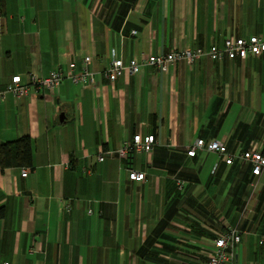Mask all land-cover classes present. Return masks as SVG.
<instances>
[{"label": "crops", "instance_id": "obj_1", "mask_svg": "<svg viewBox=\"0 0 264 264\" xmlns=\"http://www.w3.org/2000/svg\"><path fill=\"white\" fill-rule=\"evenodd\" d=\"M251 35L264 36V0H6L1 86L86 56L96 83L0 101V141H34L27 176L0 165V264H207L230 226L243 233L231 264H264V175L238 158L187 153L199 138L232 153L264 147V55L146 65L114 82L102 74L114 56ZM138 133L155 135L152 151L120 157Z\"/></svg>", "mask_w": 264, "mask_h": 264}, {"label": "built area", "instance_id": "obj_2", "mask_svg": "<svg viewBox=\"0 0 264 264\" xmlns=\"http://www.w3.org/2000/svg\"><path fill=\"white\" fill-rule=\"evenodd\" d=\"M138 31H133L137 34ZM264 55V36L251 35L249 37H228L222 44H213L209 48H183L174 49L169 53L150 54L143 57H134L128 61L123 57L114 56L110 66L103 71L105 77L110 81H116L126 72L130 74L142 73L146 65H153L164 72H168L171 65L176 64L179 60L185 59L191 66L203 58L208 57L212 60L242 59L249 57H259ZM92 61L91 56H86L81 67L76 61H71L67 66L54 69L47 76H41L30 73L27 80L24 81L23 76L14 75L9 83L5 86L0 85V101L7 94L11 93L15 97H21L29 94L33 88L37 91L51 90L54 91L62 85L65 80L81 85L82 87H90L96 83V73L90 68ZM156 144L155 135L135 134L133 139L125 141L118 149V155L127 158L133 151H152ZM208 151L218 154L221 159H225L226 163L232 165L235 159L248 162L252 165V173L255 176L264 175V147L253 145L247 150L239 153H232L228 146L220 140L214 139L207 141L199 138L197 141L187 148L189 156H196L198 151ZM105 153L102 151L97 155V161H104ZM29 169L23 168V176H27ZM130 179L134 181L146 180V173L131 169L129 173ZM176 186L179 191H185L187 181L182 178L176 179ZM243 240V233L236 227H227L224 231L218 233L214 240L212 250L208 254L207 264H231L235 261L238 246ZM5 264H11L6 262Z\"/></svg>", "mask_w": 264, "mask_h": 264}, {"label": "trees", "instance_id": "obj_3", "mask_svg": "<svg viewBox=\"0 0 264 264\" xmlns=\"http://www.w3.org/2000/svg\"><path fill=\"white\" fill-rule=\"evenodd\" d=\"M6 0H0V11L5 8ZM34 141L26 135L9 142L0 141V165L2 169L13 166L33 168ZM4 212L0 210V217Z\"/></svg>", "mask_w": 264, "mask_h": 264}, {"label": "water", "instance_id": "obj_4", "mask_svg": "<svg viewBox=\"0 0 264 264\" xmlns=\"http://www.w3.org/2000/svg\"><path fill=\"white\" fill-rule=\"evenodd\" d=\"M62 118H63V115H62Z\"/></svg>", "mask_w": 264, "mask_h": 264}]
</instances>
